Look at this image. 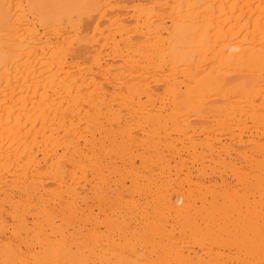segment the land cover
<instances>
[{
    "label": "bare ground",
    "instance_id": "obj_1",
    "mask_svg": "<svg viewBox=\"0 0 264 264\" xmlns=\"http://www.w3.org/2000/svg\"><path fill=\"white\" fill-rule=\"evenodd\" d=\"M0 264H264V0H0Z\"/></svg>",
    "mask_w": 264,
    "mask_h": 264
},
{
    "label": "rangeland",
    "instance_id": "obj_2",
    "mask_svg": "<svg viewBox=\"0 0 264 264\" xmlns=\"http://www.w3.org/2000/svg\"><path fill=\"white\" fill-rule=\"evenodd\" d=\"M136 134H137V133H136ZM138 165H140V163H138ZM180 176H181V175H180ZM180 176H179V175H175V176H174L173 180H175V183H176V181H178V182L180 181V182H181L180 178L184 177V175H182V177H180ZM175 177H176V178H175ZM179 177H180V178H179ZM178 178H179V180H178ZM110 179H111V182H110V183L112 184V182H113L112 187H114L115 184H114V181H113V180L115 179V176H112ZM176 179H177V180H176ZM178 182H177L176 184H178ZM129 184H130V183L128 182L127 185H129ZM96 211H99V210L96 209Z\"/></svg>",
    "mask_w": 264,
    "mask_h": 264
}]
</instances>
